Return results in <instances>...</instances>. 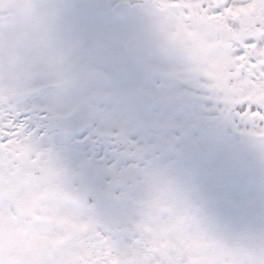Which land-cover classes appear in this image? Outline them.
I'll use <instances>...</instances> for the list:
<instances>
[{
    "label": "snow or ice",
    "instance_id": "obj_1",
    "mask_svg": "<svg viewBox=\"0 0 264 264\" xmlns=\"http://www.w3.org/2000/svg\"><path fill=\"white\" fill-rule=\"evenodd\" d=\"M248 8L216 87L192 34ZM257 86L264 0H0V264H264Z\"/></svg>",
    "mask_w": 264,
    "mask_h": 264
},
{
    "label": "flooded vegetation",
    "instance_id": "obj_2",
    "mask_svg": "<svg viewBox=\"0 0 264 264\" xmlns=\"http://www.w3.org/2000/svg\"><path fill=\"white\" fill-rule=\"evenodd\" d=\"M196 71H199V70H196ZM200 72V71H199Z\"/></svg>",
    "mask_w": 264,
    "mask_h": 264
}]
</instances>
